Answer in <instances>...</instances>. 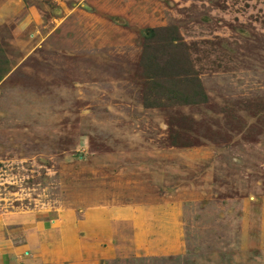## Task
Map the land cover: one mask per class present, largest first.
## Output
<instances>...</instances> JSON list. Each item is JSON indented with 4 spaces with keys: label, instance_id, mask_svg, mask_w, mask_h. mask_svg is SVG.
I'll return each instance as SVG.
<instances>
[{
    "label": "rangeland",
    "instance_id": "rangeland-1",
    "mask_svg": "<svg viewBox=\"0 0 264 264\" xmlns=\"http://www.w3.org/2000/svg\"><path fill=\"white\" fill-rule=\"evenodd\" d=\"M26 8L0 25V248L34 239L38 264H264V0ZM154 55L172 79L152 78ZM46 220L86 251L44 259Z\"/></svg>",
    "mask_w": 264,
    "mask_h": 264
},
{
    "label": "crops",
    "instance_id": "crops-1",
    "mask_svg": "<svg viewBox=\"0 0 264 264\" xmlns=\"http://www.w3.org/2000/svg\"><path fill=\"white\" fill-rule=\"evenodd\" d=\"M28 0H0V25L15 19L17 24L22 22H28L25 20L27 14L26 3ZM23 10L22 15L19 14V10ZM15 13L17 14L15 16ZM15 17V18H14ZM40 232L45 235H52L55 239L51 244H41V250H43L44 259L57 258L63 253L77 254L80 251H86L84 246H76L73 239V226L72 223H68L66 228L63 225V231L59 234L53 224H50L47 220L44 221L40 227ZM42 237V236H41ZM26 246L28 249H25ZM2 248V247H1ZM0 248V264H38L37 260H29L31 249H34V239H30L28 244L16 245L7 244L4 250ZM49 261V260H47ZM52 261V260H51Z\"/></svg>",
    "mask_w": 264,
    "mask_h": 264
},
{
    "label": "trees",
    "instance_id": "trees-1",
    "mask_svg": "<svg viewBox=\"0 0 264 264\" xmlns=\"http://www.w3.org/2000/svg\"><path fill=\"white\" fill-rule=\"evenodd\" d=\"M161 29H158V28H152L150 31L151 33L154 35L156 34L157 32H160ZM158 52V49L156 50ZM164 53V52H163ZM173 55H178L177 51L174 50L172 52V54H170V56H173ZM161 57L157 56V55H154V58L153 56H151L150 60L149 61V67L147 66V69L149 71L150 74H152V78H162V79H166L167 77L172 79L173 78V74L169 72L170 70V66H171V62L169 61H172V60H169V61H165V64L164 66H160L158 60L160 59ZM175 61H177L179 58L178 57H174ZM166 68H169V70H167ZM185 72V70H184ZM192 72H185V74L183 76H180V77H183V79L181 80V82L184 81V78H188L189 75H191ZM176 76V75H175ZM147 99V104L149 102V98H146ZM151 105V104H149Z\"/></svg>",
    "mask_w": 264,
    "mask_h": 264
}]
</instances>
